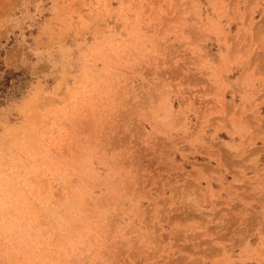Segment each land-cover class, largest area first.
Segmentation results:
<instances>
[{"label": "rangeland", "instance_id": "obj_1", "mask_svg": "<svg viewBox=\"0 0 264 264\" xmlns=\"http://www.w3.org/2000/svg\"><path fill=\"white\" fill-rule=\"evenodd\" d=\"M0 264H264V0H0Z\"/></svg>", "mask_w": 264, "mask_h": 264}]
</instances>
